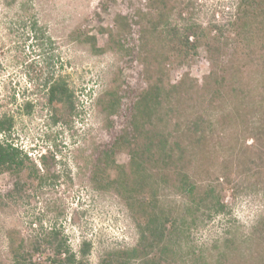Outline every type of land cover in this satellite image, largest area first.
Returning a JSON list of instances; mask_svg holds the SVG:
<instances>
[{
    "label": "rangeland",
    "instance_id": "374dc122",
    "mask_svg": "<svg viewBox=\"0 0 264 264\" xmlns=\"http://www.w3.org/2000/svg\"><path fill=\"white\" fill-rule=\"evenodd\" d=\"M235 5L236 0H166L173 20L189 18L204 26L227 24ZM155 7L156 0H0V118L7 115L15 123L11 133L0 132V140L28 158L21 180L0 174V264H11L10 230L29 239L57 228L78 254L84 243L91 246L88 264H99L106 254L136 244L138 233L124 202L113 192L94 189L88 170L93 147L107 138L101 106L106 94L124 80L138 86L141 79L136 53L121 43L124 22L130 28L126 33L133 32L131 45L153 51L154 66L166 58L164 39L152 25ZM86 36H95L105 51H95ZM111 36L120 43L114 44ZM208 72L202 50L185 65L167 64L164 79L177 83L185 73L200 79ZM57 77L65 78L74 91L77 108L58 125L46 89ZM251 89L256 93V87ZM253 123L259 124L258 119L248 117L214 129L211 153L198 172L215 182L237 162L232 184L224 188L228 211L192 226L185 237L186 256L203 255L207 264H232L221 256L232 238L235 244L243 242L251 262L259 261L255 238L260 235L255 229L264 222V174L248 161L243 140L236 145L235 139ZM43 156L55 165L58 178L38 181L32 169ZM118 161L126 163L127 154ZM180 264H189L188 259Z\"/></svg>",
    "mask_w": 264,
    "mask_h": 264
},
{
    "label": "trees",
    "instance_id": "16d2710c",
    "mask_svg": "<svg viewBox=\"0 0 264 264\" xmlns=\"http://www.w3.org/2000/svg\"><path fill=\"white\" fill-rule=\"evenodd\" d=\"M156 5L152 25L164 39L166 58L154 66L153 51L132 46L133 32L126 33L129 26L124 22L121 43L136 53L141 79L138 86L124 80L106 94L101 106L107 138L93 147L88 170L94 189L113 192L124 202L138 240L131 248L106 254L99 264H180L183 259L207 264L203 255L186 256L184 242L193 225L228 211L224 188L232 184L237 162L228 165L229 172L215 182L209 174L198 172L211 153L215 128L248 117L258 119L259 124H251L235 139L236 145L243 140L241 148L247 147L248 161L264 174V0H236L227 24L209 26L189 18L173 20L166 0H156ZM84 39L95 51H105L98 48L95 36ZM202 50L209 62L208 74L198 79L185 73L177 83L164 79L167 64L185 65ZM46 89L54 124L75 115L74 91L65 78L48 81ZM14 126L13 117L0 118L4 135ZM247 141L252 144L247 146ZM123 153L128 161L122 164L118 158ZM21 154L20 148L0 140V174L8 172L21 180L28 159ZM54 169L43 156L32 170L38 181H44L58 178ZM255 230L260 235L255 238L261 250L255 253L258 262H251L243 242L235 244L232 238L222 258L232 264H264V222ZM7 238L11 264H88L91 246L84 243L78 254L57 228L29 239L10 230Z\"/></svg>",
    "mask_w": 264,
    "mask_h": 264
}]
</instances>
